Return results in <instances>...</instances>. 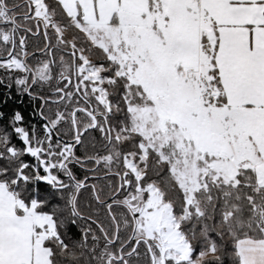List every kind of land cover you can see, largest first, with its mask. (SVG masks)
<instances>
[{
	"label": "trees",
	"instance_id": "16d2710c",
	"mask_svg": "<svg viewBox=\"0 0 264 264\" xmlns=\"http://www.w3.org/2000/svg\"><path fill=\"white\" fill-rule=\"evenodd\" d=\"M46 4L51 9L52 0H46ZM3 11L13 13L14 19L5 21L10 20L7 25H10L17 35L7 41L0 37V59L4 60L9 56L12 46H15L16 52L20 49L18 45L23 48L21 50L27 64H24L25 77H28L25 86L31 87L37 61L46 58L52 63L53 60L56 62L64 55L66 44L64 41H58L49 30L52 43L40 53L46 46L44 37L34 33L37 27L42 28V25L29 18L32 8L26 0H7L6 3H0V13ZM55 11L59 13L58 8ZM3 20L0 16L1 34L6 26ZM54 20L59 23L58 15H54ZM64 30L66 40L75 36L76 44L82 48H91V45L85 44L84 35L71 29ZM22 38L24 47L20 44ZM87 55L93 62L104 58L98 49H92ZM0 69L4 68L0 66ZM3 74L0 72V75ZM59 74L58 64L53 63L51 78L47 81L37 79L34 83V96L43 97L44 117L48 128L52 127L54 131V134L51 132V147L48 146V135L41 136L39 125L36 138L44 140V147L49 154L58 153L53 159L59 161L61 157L64 158L63 166L58 164L56 169L63 183L55 185L57 195L51 206L45 205L52 212L50 219L55 232L54 239L45 241L51 244V248L47 247L50 250L51 264H152L151 255H155L152 248L149 253L143 243L134 248L132 242H128L133 218L136 216H132L122 202L131 191H136L137 186L143 190L152 181L156 182L163 192V200L172 203V212L175 215L182 216L186 212L185 209L188 211L180 229L191 239V261L202 252L213 250L214 257L207 258L200 264H239L236 242L244 238H264V186H259L253 168L238 169L233 181L228 183L207 182L194 191L192 202L186 204L185 191L173 177L169 163L160 161L159 155L149 151L145 173L137 183L125 168V158L128 154H136L139 151L138 145L142 137L124 132L129 137L124 142L118 143L114 138L115 131L129 129V112L122 113L120 118L116 115V109L111 115L107 114L105 108L96 102L88 84L85 83L86 87H83L77 83L81 79L76 76L74 66L62 75L67 76V79L60 80ZM11 77L13 80L20 79L23 74L11 71ZM136 92L139 91L134 86L133 93ZM72 111H75L77 133L71 120ZM92 118L96 121L94 127ZM101 127L105 129L104 134L100 132ZM12 135V132L0 127V149L4 150L5 165L10 169L7 176H4L3 170L0 169V184L5 185L24 203L29 193L24 184L17 189L12 175L15 174L19 179V167L25 150L16 144H13L14 152L6 148V144L12 143ZM57 136L59 143L56 141ZM75 138L80 141L74 146L75 142L71 141ZM66 144L72 145V151L69 150L68 154L66 151L61 153L60 149ZM32 150L38 151V148L33 146ZM121 177L122 184L118 191ZM83 181L85 186L78 191L73 205L77 184ZM47 199L52 201V197ZM33 209L37 213L35 206ZM73 227L75 233L71 231ZM109 258L111 259L108 262Z\"/></svg>",
	"mask_w": 264,
	"mask_h": 264
},
{
	"label": "snow or ice",
	"instance_id": "6c2138e0",
	"mask_svg": "<svg viewBox=\"0 0 264 264\" xmlns=\"http://www.w3.org/2000/svg\"><path fill=\"white\" fill-rule=\"evenodd\" d=\"M6 2L0 0V3ZM35 7L32 6L29 18L38 14ZM57 8L59 13L55 11ZM50 11L58 15L59 24L64 29L74 30L88 38L85 44L91 45V48H81L74 42L75 36L65 40L60 27L52 21H46L59 40L69 43L73 49H79L70 55L80 64L92 65V91L96 99L107 106L110 115L112 109H116L118 118L129 111V105L140 100L133 93L130 77L147 62V57L142 58L139 54L133 56L134 45L129 41L141 39V33L137 31L141 22L146 29L150 21L151 32L165 48L168 47L169 38L178 30L192 37L198 36L197 56L202 54L203 60L207 62V65L201 63L204 72L200 77L208 89L205 107L214 104L231 109L226 85L253 92L256 83L264 81V0H52ZM126 21L127 40L121 38L125 33ZM109 29L112 31L109 32ZM34 34L43 35L44 44L51 45L48 28L38 26ZM20 43L24 47L23 38ZM92 49H98L104 58L93 62L87 57ZM117 53L127 56L131 64L118 59ZM0 63L4 61L0 59ZM237 66L241 71L236 70ZM47 69L48 64L45 63L41 70L42 76ZM0 72L4 73L0 75V127L13 133L12 143L6 144V148L14 152L13 144H16L25 150L19 167V179L14 174L12 180L17 189L24 184L29 193L24 202L25 207L35 206L36 212L40 214L37 218L25 217L24 221L16 218L21 215L20 212L7 219L0 218V264H41L37 245L51 248L50 243H45L44 237L47 236V219L52 216V212L45 205L51 206L57 195L55 185L63 183L56 169L58 164L63 166L64 158L61 157L59 161L53 159L58 153L49 154L44 147V140L36 138L39 125L41 136L48 135V146L51 147L53 137L44 117V99L34 96L35 84L26 87L25 80H13L10 68L0 69ZM88 79L84 75L77 83L86 87ZM135 87L143 95L142 86ZM213 87L218 90L216 94H212ZM248 106H252L251 102ZM258 106L264 109V102ZM104 131V127H101V134ZM56 141L59 143L58 136ZM33 146L38 151H33ZM71 147L66 144L60 152ZM0 169L4 176L10 171L5 165L2 149ZM48 197H52V201ZM71 231L75 233V228Z\"/></svg>",
	"mask_w": 264,
	"mask_h": 264
},
{
	"label": "rangeland",
	"instance_id": "374dc122",
	"mask_svg": "<svg viewBox=\"0 0 264 264\" xmlns=\"http://www.w3.org/2000/svg\"><path fill=\"white\" fill-rule=\"evenodd\" d=\"M26 1L31 8L33 5L36 6L35 11L38 14L31 17L36 24H41L42 28L52 31L46 23V21H52L60 27V32L65 38V30L54 20L46 0ZM0 16L4 18L3 21L14 19L13 13L9 12L3 11ZM9 21L4 22L6 25L4 33L0 32L1 39L5 41L17 35L15 30L7 25ZM148 24L149 27L145 29L141 22L137 28V31L141 33L140 40L129 41L134 45L133 56L139 54L142 58L147 57V62L130 77V83L133 86H142L143 95L140 91L134 93L140 97V100L136 104L129 105V129L115 131L114 138L118 143H122L129 138L128 135H140L142 141L138 145L139 151L136 154H128L125 158V168L139 183L145 173L149 153L153 151L159 155L160 161L169 163L173 177L179 187L185 191L186 204H189L193 200L194 191L207 182L228 183L233 181L238 169L250 167L249 149H253V146L245 128L244 114L241 109L246 104L247 94L244 90L226 85L231 109L224 105L216 107L214 104L205 107L208 89L200 77L204 72L201 63L207 65V62L203 60L202 54L197 56L198 36L192 37L178 30L169 38L168 47L165 48L159 44L158 39L151 32L150 21ZM127 31L126 21L122 39L127 40ZM55 37L60 41L56 35ZM65 44L64 55L57 59V63L53 60V63L58 64L60 80L67 79V76L62 77V75L71 66L76 68V76L80 79L87 75L89 79L85 83L88 84L91 94L109 114L107 106L102 105L92 91L91 81L94 75L91 70L92 65L80 64L74 56L70 55L71 52L79 51V49H73L69 43ZM18 48H20L19 51ZM18 48L16 52L15 46H12L8 57L1 56L4 58V63H0V66L23 74V78L20 79L27 81L23 48L19 45ZM47 48L48 45L40 53ZM87 57L89 58L88 55ZM117 57L131 64L127 56L117 53ZM45 59L37 61L32 74L35 81L37 79L47 81L51 78L53 63L50 59ZM45 63L48 64V69L42 76L41 70ZM236 70L241 71L239 66ZM35 81L33 82L32 78V82L35 83ZM69 82L70 80L67 81ZM217 92L218 90L213 87L212 94ZM114 110L115 108L112 112ZM71 148L65 150L66 154ZM122 202L131 215L136 216L133 219L134 237L146 240L153 251L154 246H158L159 255L155 256L156 264H161L162 261L175 264L187 260L191 264H200L203 260L214 257L213 250H206L195 260H190L191 239L180 229L182 221L188 216V211L185 209L186 212L182 216L175 215L172 212V203L163 200V192L156 182H150L143 190L137 186L136 191H131ZM16 212L21 213L19 217H16L20 221H24L25 217L32 219L40 215L35 213L33 207H25V204L18 200L5 185L0 184V218L13 217ZM47 224V236L44 237L41 233L45 241L55 237L50 217L47 219ZM40 248L38 244L37 254L41 261ZM46 251H48L47 248Z\"/></svg>",
	"mask_w": 264,
	"mask_h": 264
},
{
	"label": "crops",
	"instance_id": "0c3cea01",
	"mask_svg": "<svg viewBox=\"0 0 264 264\" xmlns=\"http://www.w3.org/2000/svg\"><path fill=\"white\" fill-rule=\"evenodd\" d=\"M245 105L241 107L243 120L248 131L253 149H249V165L254 169L259 186H264V109L259 103L264 102V81H258L253 92L246 91ZM251 102L252 106H248ZM40 248L41 264H51L50 251ZM239 264H264V238H244L236 242ZM49 258V259H48Z\"/></svg>",
	"mask_w": 264,
	"mask_h": 264
},
{
	"label": "water",
	"instance_id": "95a60500",
	"mask_svg": "<svg viewBox=\"0 0 264 264\" xmlns=\"http://www.w3.org/2000/svg\"><path fill=\"white\" fill-rule=\"evenodd\" d=\"M35 81V78H34V75H33V82ZM32 82V83H33ZM74 117H75V111H72V114H71V120H72V124H73V126H74V129H75V133H77V131H76V127H75V120H74ZM90 117H93V116H91L90 115ZM93 119V125H96V121H95V119L94 118H92ZM94 127V126H93ZM50 129H51V132H52V134H54V131H53V129H52V127H50ZM83 131H85V129L83 130ZM79 138H75L74 139V141H72V142H75V144H74V146L75 145H77L78 143H79ZM71 142V143H72ZM72 149H73V147L71 148V151H72ZM236 163V162H235ZM84 182L85 181H83V182H81V183H79V184H77V189H76V192H75V196H74V199H73V201H72V203H73V205H74V201H75V197H76V195H77V193H78V191L80 190V189H82L85 185H84ZM120 190V186H119V188H118V191ZM107 208L109 209V205L107 206ZM134 221V220H133ZM134 231H135V224L133 223V227H132V233H131V237L130 238H132L133 237V235H134ZM137 243H138V241H136V243H135V245H134V248L136 247V245H137ZM133 248V249H134ZM151 255V254H150ZM110 259L111 258H109L108 259V262L110 261ZM119 259H120V257H119ZM151 259H152V264H153V256L151 255Z\"/></svg>",
	"mask_w": 264,
	"mask_h": 264
},
{
	"label": "flooded vegetation",
	"instance_id": "af4514ba",
	"mask_svg": "<svg viewBox=\"0 0 264 264\" xmlns=\"http://www.w3.org/2000/svg\"><path fill=\"white\" fill-rule=\"evenodd\" d=\"M121 180H122V177L119 178V186H120V188H121V184H122V183H121ZM84 185H85V182H84ZM133 219H134V218H133ZM131 233H132V232H131ZM130 237H131V234H130ZM130 237H129V239H128V242H132L133 246L135 245L136 241H138L137 245H138L139 243H143V244L147 247L149 253L151 252V245H150L146 240H144V239H142V238H135L134 235H133L132 238H130ZM154 252H155V255L152 254V256H153V264H156V263H155V256L158 257V255H159V253H158V246H157V245L154 246ZM152 253H153V252H152ZM151 261H152V259H151ZM182 262H188V260H187V261H182ZM151 263H152V262H151ZM180 263H181V262H180ZM161 264H172V263H169V262H167V261H166V263H165V262L162 261ZM175 264H179V263H175Z\"/></svg>",
	"mask_w": 264,
	"mask_h": 264
}]
</instances>
